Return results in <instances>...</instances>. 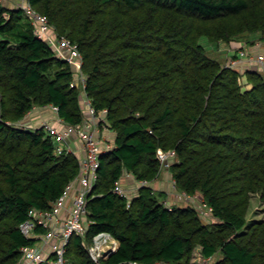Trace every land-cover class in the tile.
<instances>
[{"label":"trees","instance_id":"1","mask_svg":"<svg viewBox=\"0 0 264 264\" xmlns=\"http://www.w3.org/2000/svg\"><path fill=\"white\" fill-rule=\"evenodd\" d=\"M29 1L78 44L85 91L116 131L89 197L88 231L67 250L74 264H194L198 247L209 264H264V217L249 218L253 195L264 201V70L228 64L200 41L263 39L264 0ZM15 3L0 0V264H16L36 242L21 222L51 209L80 171L74 151L57 152L25 117L50 104L66 123L84 113L74 66ZM159 147L176 150V186L201 194L212 218L194 204H166L151 184L114 191L129 173L156 179ZM103 230L120 247L98 263L87 243Z\"/></svg>","mask_w":264,"mask_h":264},{"label":"built area","instance_id":"2","mask_svg":"<svg viewBox=\"0 0 264 264\" xmlns=\"http://www.w3.org/2000/svg\"><path fill=\"white\" fill-rule=\"evenodd\" d=\"M20 3L26 13L32 17L36 34L40 38L46 39L60 57L68 60L74 66L77 72L76 81L83 90L84 113L80 122L75 124L66 123L58 114L57 118L64 125L63 129L58 128L50 120L44 121L42 125L55 142L57 152L67 150L59 142L74 135L81 140L85 155L80 159L78 175L68 184L65 192L53 203V207L51 209L33 208L29 211V217L21 222L22 231L28 237L35 238L36 242L23 246L22 257L16 264H74L73 260L67 255L68 247L74 234H85L88 231L90 223L88 202L98 179L101 156L103 153L111 151L115 147V142L100 137L102 128H111L106 117L108 109H98L85 91L87 76L83 71L84 58L78 44L68 36L58 35L51 27L47 16L34 8L29 0H20ZM246 63L258 65L264 70V53L253 54L247 49L240 48L236 53V57L228 61V64L231 65L239 64L243 66ZM49 106L58 113V106L54 104ZM26 124L29 127L34 126L33 123L27 122ZM157 157L160 160V171L157 176L159 177L164 170L170 169L173 160L176 158V150H166L159 147ZM129 175L131 174L129 173ZM136 180L138 188L152 182L146 178ZM76 181H78V185ZM174 186H176L175 179ZM114 191L121 195L128 194V189L124 186L122 179L116 182ZM203 202V204L199 203L197 205L199 208L205 206V209L201 210L203 215L205 217L208 214L212 215L211 207L205 201ZM165 203L168 204L166 201ZM63 210L66 211L65 215L61 213ZM38 227L44 229L39 231ZM119 247V238L107 230L96 233L93 240L87 243L91 257L98 263L102 259L109 258ZM204 258H206L204 264H209L212 260V257ZM129 264L167 263L160 261L144 263L132 260Z\"/></svg>","mask_w":264,"mask_h":264},{"label":"crops","instance_id":"3","mask_svg":"<svg viewBox=\"0 0 264 264\" xmlns=\"http://www.w3.org/2000/svg\"><path fill=\"white\" fill-rule=\"evenodd\" d=\"M11 2H14V0H10ZM17 1V0H16ZM254 37V36H253ZM252 40V39H251ZM247 42V41H246ZM244 40H232L231 42H223L220 43V45L217 46V50L221 53V58L224 60H230L231 58L234 57V55L238 52L239 48L241 47ZM250 52L253 54H261L264 53V38L261 40H255L254 42H249L248 43ZM244 81L247 83V87L250 86V84L247 82V77L246 75L243 77ZM58 113L51 107V106H46V107H35L33 110H31L28 115L25 117L27 122L33 123L34 125H42L44 121L50 120L53 124H55L58 128L63 129L64 125L58 121ZM100 137L109 141H115L116 137V131L113 128H102L100 132ZM62 144L65 149L69 151H74L80 159L85 155V151L83 149V145L81 140L76 137V136H70L67 139H63L59 142ZM127 174V176L123 177L122 181L124 183V186L129 189L130 194L134 195L136 191L138 190V185H137V180ZM76 184L78 185V181H76ZM156 190V193H160L161 191L164 193L162 196V199H164L168 204H194L197 206L199 203H196L194 196L190 194H185L184 191H181L177 186H174V178L172 175V172L168 170H164L159 177L154 179L150 183ZM198 207V206H197ZM199 208V207H198ZM205 209V206L202 208H199V210ZM61 213L63 215L66 214V211L63 210ZM203 215V213L201 212ZM204 216V215H203ZM205 217V216H204ZM210 215L208 214L206 218H209ZM212 218V217H210ZM84 235V234H83ZM197 253H199L197 251ZM196 253V254H197ZM199 257H204L200 255ZM200 264V263H199Z\"/></svg>","mask_w":264,"mask_h":264},{"label":"rangeland","instance_id":"4","mask_svg":"<svg viewBox=\"0 0 264 264\" xmlns=\"http://www.w3.org/2000/svg\"><path fill=\"white\" fill-rule=\"evenodd\" d=\"M16 3L15 4H18V2L20 1V0H14ZM259 34V33H258ZM258 34H256V35H253L254 36V38L255 39H259V40H261V38H260V34L258 35ZM5 36H4V34H2V33H0V39L1 38H4ZM254 38H252V39H254ZM200 41L210 50V52L213 54V55H215V56H217V57H219V58H221V53L217 50V46H216V44H213L210 40H209V38L207 37V36H202L201 37V39H200ZM223 42H226V41H221L220 43H223ZM244 42L245 43H243L242 45H240L241 47L240 48H244V49H247L248 51H250V49H249V46H248V42H246V40H244ZM220 43H219V45H220ZM239 48V49H240ZM230 61V60H229ZM225 62H228V60H225ZM252 66V64H248V63H246L245 65H243L242 66V68L243 69H247V68H249V67H251ZM157 194H159V193H157ZM160 195V194H159ZM193 200H195V202L196 203H200V204H203L204 202V198L202 197V195L201 194H196L195 196H194V198H192ZM207 209V208H206ZM207 217V216H206ZM210 217H212V215H210ZM209 217V218H210ZM253 217H255V218H262V217H264V201H262V200H259L258 199V196L256 195V194H254L253 195V198H252V204H251V207H250V211H249V218H253ZM197 251L199 252V247L196 249V251H195V253H194V257H193V263L194 264H204L205 262H206V258H204V257H199V253H197ZM197 253V254H196ZM43 264H45V263H43ZM47 264V263H46Z\"/></svg>","mask_w":264,"mask_h":264},{"label":"water","instance_id":"5","mask_svg":"<svg viewBox=\"0 0 264 264\" xmlns=\"http://www.w3.org/2000/svg\"><path fill=\"white\" fill-rule=\"evenodd\" d=\"M254 65H252L251 67H253Z\"/></svg>","mask_w":264,"mask_h":264}]
</instances>
